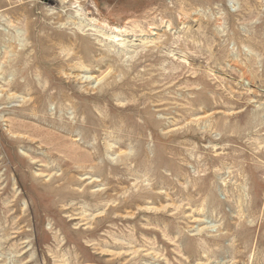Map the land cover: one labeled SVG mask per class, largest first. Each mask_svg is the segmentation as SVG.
Instances as JSON below:
<instances>
[{
    "label": "rangeland",
    "instance_id": "1",
    "mask_svg": "<svg viewBox=\"0 0 264 264\" xmlns=\"http://www.w3.org/2000/svg\"><path fill=\"white\" fill-rule=\"evenodd\" d=\"M0 264H264V0H0Z\"/></svg>",
    "mask_w": 264,
    "mask_h": 264
}]
</instances>
